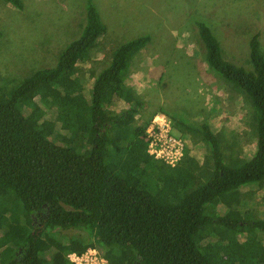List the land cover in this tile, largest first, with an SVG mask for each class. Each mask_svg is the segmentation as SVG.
I'll return each mask as SVG.
<instances>
[{
	"label": "trees",
	"instance_id": "1",
	"mask_svg": "<svg viewBox=\"0 0 264 264\" xmlns=\"http://www.w3.org/2000/svg\"><path fill=\"white\" fill-rule=\"evenodd\" d=\"M2 1L23 9L22 0ZM83 13L79 34L52 66L0 86V264H73L67 255L88 249L106 264H264V219L235 207L241 188L264 184L258 36L248 40L244 68L223 58L204 19L188 16L205 67L247 103L254 147L241 159L205 120L195 126L160 110L204 148L197 157L184 144L168 166L146 149L145 127L157 112L142 117L145 105L128 86L132 57L150 37L117 44L86 88L77 66L106 27L92 0Z\"/></svg>",
	"mask_w": 264,
	"mask_h": 264
},
{
	"label": "rangeland",
	"instance_id": "2",
	"mask_svg": "<svg viewBox=\"0 0 264 264\" xmlns=\"http://www.w3.org/2000/svg\"><path fill=\"white\" fill-rule=\"evenodd\" d=\"M22 2L23 9L17 11L0 0V86L15 85L34 71L52 66L83 23L85 0ZM92 2L106 32L90 59L77 66L76 74L86 88L107 64L117 44L148 35L150 42L132 57L128 80L133 97L145 105L142 117L161 110L168 119L189 121L195 126L205 120L222 143L240 153L241 159L250 156L254 147L250 109L242 96L230 93L226 82L213 77L203 64L188 16L206 21L224 59L248 68L247 43L252 35L258 36L260 50L264 51V0ZM124 106L122 103L120 108ZM172 130L193 154L203 156L204 148L197 138L189 142ZM237 201L238 210H250L264 219V184L241 188ZM228 204L231 207L230 201ZM226 206L219 204L217 208L224 210ZM71 233L65 232L67 236ZM261 238L264 242V235Z\"/></svg>",
	"mask_w": 264,
	"mask_h": 264
},
{
	"label": "built area",
	"instance_id": "3",
	"mask_svg": "<svg viewBox=\"0 0 264 264\" xmlns=\"http://www.w3.org/2000/svg\"><path fill=\"white\" fill-rule=\"evenodd\" d=\"M145 136L147 138V153L151 157L168 166H173L180 160L184 146L183 141L173 133L168 119L162 113L157 112L152 116L145 127ZM95 252L94 249H88L80 256L68 254L67 258L73 264H106L100 256L95 257Z\"/></svg>",
	"mask_w": 264,
	"mask_h": 264
}]
</instances>
